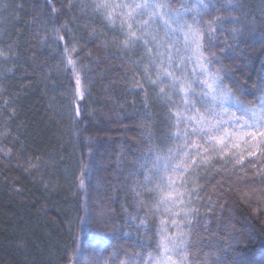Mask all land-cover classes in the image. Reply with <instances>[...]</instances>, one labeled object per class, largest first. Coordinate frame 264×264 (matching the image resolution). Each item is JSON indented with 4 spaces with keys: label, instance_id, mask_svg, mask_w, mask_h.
I'll return each instance as SVG.
<instances>
[{
    "label": "trees",
    "instance_id": "16d2710c",
    "mask_svg": "<svg viewBox=\"0 0 264 264\" xmlns=\"http://www.w3.org/2000/svg\"><path fill=\"white\" fill-rule=\"evenodd\" d=\"M63 2L0 0V264H143L155 238L145 239L140 226L144 212L137 210L131 173L140 171L149 132L163 146L165 110L154 97L145 107L144 93L124 78L119 53L89 40L82 19L65 10L53 23L52 7ZM206 2V16L239 17L225 19L217 35L232 46L225 63L238 75L242 69L247 80L240 98L258 104L264 98V0H219V13L216 0ZM64 23L75 28L77 51L92 52L91 60L84 57L89 70L80 72L79 90L60 57L69 38L58 41L55 29L64 35ZM235 27L242 31L233 34ZM28 161L38 168L26 171ZM261 169V163L249 167L247 186L226 171L222 192L219 185L204 192L201 217L209 203L215 207L194 237L201 256L223 249V264H264V181L252 182Z\"/></svg>",
    "mask_w": 264,
    "mask_h": 264
},
{
    "label": "snow or ice",
    "instance_id": "6c2138e0",
    "mask_svg": "<svg viewBox=\"0 0 264 264\" xmlns=\"http://www.w3.org/2000/svg\"><path fill=\"white\" fill-rule=\"evenodd\" d=\"M225 2L232 4L233 0ZM213 7L219 13L224 5L216 0ZM65 10L73 19L84 21L88 39L100 50L111 46L119 53L124 78L131 90L144 93L145 107L154 97L165 110L163 146L154 142L149 132L140 171L131 173L136 207L144 212L140 226L145 239L149 235L155 238V249L148 252L143 264H223L219 259L223 249L201 256L200 241L194 239L215 207L209 203L201 217L204 192L217 185L222 192V174L229 170L247 186L249 167L264 164V98L258 104L240 98L247 80L242 81V69L238 75L225 63L232 46L227 40L221 43L217 35L225 19L238 21L239 17L231 13L228 17L206 16V0H64L60 9L52 7L53 23ZM62 27L66 31L61 35L60 29H55L56 39L63 41L65 35L69 39L60 57L79 90L80 72L89 70L84 57L91 60L92 52H78L75 28L68 23ZM231 31L235 34L242 28ZM12 49L10 44L7 51ZM4 55L0 50V56ZM80 96L83 98L82 92ZM143 119L151 122L152 118L146 114ZM24 168L27 171L38 165L28 161ZM84 177L81 170L80 188ZM252 177V182L256 177L264 181V169L253 171ZM202 180L206 184H201ZM207 199L211 201V195ZM73 251L80 253L79 248ZM213 256L217 258L213 260ZM103 264H108L107 260ZM132 264L141 262L134 259Z\"/></svg>",
    "mask_w": 264,
    "mask_h": 264
}]
</instances>
